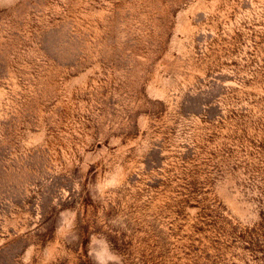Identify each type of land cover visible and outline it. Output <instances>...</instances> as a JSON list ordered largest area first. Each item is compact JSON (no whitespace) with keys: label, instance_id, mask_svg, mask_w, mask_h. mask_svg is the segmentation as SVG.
<instances>
[{"label":"rangeland","instance_id":"rangeland-1","mask_svg":"<svg viewBox=\"0 0 264 264\" xmlns=\"http://www.w3.org/2000/svg\"><path fill=\"white\" fill-rule=\"evenodd\" d=\"M0 264H264V0H0Z\"/></svg>","mask_w":264,"mask_h":264}]
</instances>
